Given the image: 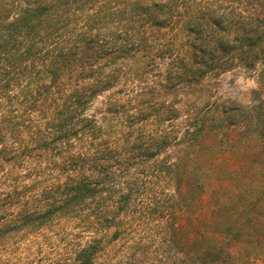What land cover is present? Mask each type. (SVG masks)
I'll list each match as a JSON object with an SVG mask.
<instances>
[{
  "label": "trees",
  "instance_id": "trees-1",
  "mask_svg": "<svg viewBox=\"0 0 264 264\" xmlns=\"http://www.w3.org/2000/svg\"><path fill=\"white\" fill-rule=\"evenodd\" d=\"M262 93L264 0H0V264H258Z\"/></svg>",
  "mask_w": 264,
  "mask_h": 264
},
{
  "label": "rangeland",
  "instance_id": "rangeland-1",
  "mask_svg": "<svg viewBox=\"0 0 264 264\" xmlns=\"http://www.w3.org/2000/svg\"><path fill=\"white\" fill-rule=\"evenodd\" d=\"M214 95L220 99H235L244 104H251L257 99L256 90L259 83L255 75L247 71L231 70L223 73L214 84ZM264 96V93H262ZM258 264H264V259L257 260Z\"/></svg>",
  "mask_w": 264,
  "mask_h": 264
}]
</instances>
